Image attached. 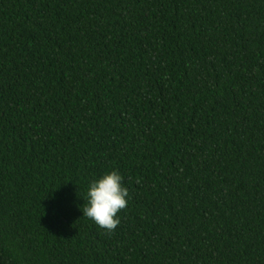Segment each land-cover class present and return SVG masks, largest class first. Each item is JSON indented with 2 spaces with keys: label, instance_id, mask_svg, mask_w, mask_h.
<instances>
[{
  "label": "trees",
  "instance_id": "1",
  "mask_svg": "<svg viewBox=\"0 0 264 264\" xmlns=\"http://www.w3.org/2000/svg\"><path fill=\"white\" fill-rule=\"evenodd\" d=\"M0 264H264V0H0Z\"/></svg>",
  "mask_w": 264,
  "mask_h": 264
},
{
  "label": "clouds",
  "instance_id": "2",
  "mask_svg": "<svg viewBox=\"0 0 264 264\" xmlns=\"http://www.w3.org/2000/svg\"><path fill=\"white\" fill-rule=\"evenodd\" d=\"M128 190L118 171L105 173L93 180L87 191V204L82 207L83 217L91 219L98 227L108 232L120 224L118 213L126 208Z\"/></svg>",
  "mask_w": 264,
  "mask_h": 264
}]
</instances>
